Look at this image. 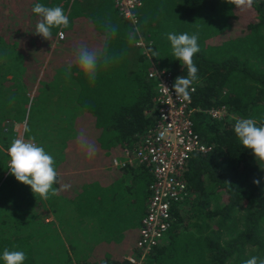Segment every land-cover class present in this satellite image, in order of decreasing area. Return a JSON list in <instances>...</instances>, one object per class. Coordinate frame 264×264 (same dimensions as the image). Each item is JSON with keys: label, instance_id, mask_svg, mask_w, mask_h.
Returning <instances> with one entry per match:
<instances>
[{"label": "trees", "instance_id": "16d2710c", "mask_svg": "<svg viewBox=\"0 0 264 264\" xmlns=\"http://www.w3.org/2000/svg\"><path fill=\"white\" fill-rule=\"evenodd\" d=\"M34 2L0 0V251H24V264H132L126 256H140L135 244L154 177L133 153L121 172L111 162L139 147L156 124L148 60L130 44L134 26L113 0H41L69 15V27L53 28L49 40L34 34ZM141 2L140 34L173 81L187 69L174 59L167 34L199 37L191 120L207 147L189 154L185 195L171 203L169 228L141 264H245L252 256L260 264L264 162L240 145L233 127L241 118L264 123V1ZM82 45L107 57L94 82L76 58ZM221 107L225 117L210 115ZM14 121H26L22 139L54 159L55 191L46 199L55 196L57 224L37 212L45 198L9 174ZM87 235L99 238L93 249L71 247Z\"/></svg>", "mask_w": 264, "mask_h": 264}, {"label": "built area", "instance_id": "2783aa9c", "mask_svg": "<svg viewBox=\"0 0 264 264\" xmlns=\"http://www.w3.org/2000/svg\"><path fill=\"white\" fill-rule=\"evenodd\" d=\"M113 1L120 18L134 26L137 36L131 37L130 42L147 58L149 65L147 77L156 82L153 99L157 106L156 124L143 136L139 147L132 152L125 149L122 158L113 160V165L121 169L126 161L131 159V153H133L134 160L149 166L153 173L154 183L151 186V195L135 244L140 256L138 258L126 256L130 263L141 264L144 257L160 242L169 228L171 203L179 201L185 195L187 181L182 171L189 154L205 152L207 147L193 129L191 113L194 110L192 106L194 91H190L187 100L175 95L172 90L174 81L171 73L157 65L153 55L148 51L147 41L140 34L138 9L142 6L141 0ZM63 39V33H59L58 40ZM162 85L169 91H166ZM192 88L195 90L194 85ZM225 114L224 107L210 111V115L214 118L225 117ZM14 135L11 143L15 137L22 139L23 132ZM7 166L9 167V161Z\"/></svg>", "mask_w": 264, "mask_h": 264}, {"label": "clouds", "instance_id": "9594fccd", "mask_svg": "<svg viewBox=\"0 0 264 264\" xmlns=\"http://www.w3.org/2000/svg\"><path fill=\"white\" fill-rule=\"evenodd\" d=\"M240 2L241 4L245 2L248 5L251 4V0H240ZM114 8L119 16L115 4ZM32 12L40 17L34 34L40 35L46 40L51 38L53 28L69 27V15L59 6L47 7L41 0H35L32 5ZM167 39L170 42L174 59L182 62L187 69L186 76L180 75L175 78L172 90L175 95L182 96L187 100L190 91H194V88H192L194 81L198 79V67L192 58L200 51L199 37L197 34L168 33ZM148 51L151 52V49ZM76 58L84 74L91 82H94L96 79L97 68L101 59L107 63L106 56H102L100 52H94L83 45L78 49ZM154 74L156 76L155 72ZM162 87L166 91H169L167 87L163 85ZM233 132L244 149L251 150V154L257 161L264 162V123L258 124L253 118H241L234 124ZM123 151L115 159L122 158ZM7 154L9 156L8 171L16 181L30 186L32 193L38 194L45 199L48 197L50 191H55L53 185L56 182L57 172L54 159L43 147L29 140L16 139L8 148ZM113 160L111 166L116 170H120L113 165ZM258 182L254 181V183ZM64 187L67 188L68 186L65 185ZM26 259V253L22 250H9L5 248L0 251V264H24ZM245 264H258V258L252 256L245 261ZM260 264H264V261H260Z\"/></svg>", "mask_w": 264, "mask_h": 264}, {"label": "crops", "instance_id": "0c3cea01", "mask_svg": "<svg viewBox=\"0 0 264 264\" xmlns=\"http://www.w3.org/2000/svg\"><path fill=\"white\" fill-rule=\"evenodd\" d=\"M109 166V164L107 165ZM121 172V169L118 170ZM41 205L39 207V209H37V212L39 213V216L44 218L45 221H50V222H54L56 223V217H57V205H56V200H55V196L51 195L49 196L48 199H42V201L40 202ZM62 229H58L57 233L62 237ZM70 231H75L74 229H70ZM95 234L94 232H90V235ZM90 235H87L85 238L81 239V240H86L87 241H82V245H79L76 242L71 243V247H75V248H85V249H93L95 246V243L97 242L96 240L98 239H94V240H90ZM95 238V237H94ZM65 248H67V245H64ZM55 250L57 251V248H55ZM72 264H76L75 262H72Z\"/></svg>", "mask_w": 264, "mask_h": 264}, {"label": "rangeland", "instance_id": "374dc122", "mask_svg": "<svg viewBox=\"0 0 264 264\" xmlns=\"http://www.w3.org/2000/svg\"><path fill=\"white\" fill-rule=\"evenodd\" d=\"M264 1V0H263ZM62 34V33H61ZM63 35H64V33H63ZM68 39H67V37L64 35V40L63 41H67ZM26 124V121H22V122H20V124H17V122H13L12 124H11V127H12V129H13V131H15V134L17 133V135H18V133H22V132H24L23 130L25 129V125ZM16 139H20V138H16L15 137V140ZM9 161V158H8V160H7V162ZM6 162V163H7Z\"/></svg>", "mask_w": 264, "mask_h": 264}]
</instances>
